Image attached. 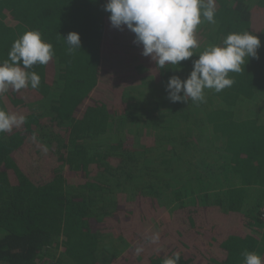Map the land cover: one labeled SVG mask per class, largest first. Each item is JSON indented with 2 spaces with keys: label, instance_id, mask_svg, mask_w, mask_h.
<instances>
[{
  "label": "trees",
  "instance_id": "1",
  "mask_svg": "<svg viewBox=\"0 0 264 264\" xmlns=\"http://www.w3.org/2000/svg\"><path fill=\"white\" fill-rule=\"evenodd\" d=\"M105 3L0 0V62L29 30L54 49L30 69L38 89L0 96V108L26 117L0 133V264H163L174 253L179 264H243L245 250L264 258V0H215L216 23L201 17L199 46L245 31L261 40L259 59L245 58L229 73L235 83L204 90L202 103L162 96L171 76L190 74L199 47L178 69H161L132 32L111 27ZM73 31L81 48L69 55L62 37ZM164 208L174 211L168 222ZM106 239L121 251L106 250Z\"/></svg>",
  "mask_w": 264,
  "mask_h": 264
},
{
  "label": "clouds",
  "instance_id": "2",
  "mask_svg": "<svg viewBox=\"0 0 264 264\" xmlns=\"http://www.w3.org/2000/svg\"><path fill=\"white\" fill-rule=\"evenodd\" d=\"M103 10L108 12L111 27L134 34L133 43L142 47L141 55L150 57L161 69L166 65L178 66L194 56L199 47L196 30L203 20L215 24V0H106ZM69 55L81 48L80 35L69 32L62 37ZM260 38L248 31L230 33L222 46H208L192 61V70L187 78L171 76L165 86L167 98L172 103L190 100L205 102V89L219 93L231 87L235 81L229 73H240L245 58L259 59ZM54 57L53 46L42 39L37 30H29L12 44L8 58L0 62V96L9 89L20 91L31 87L38 89L41 77L30 71L35 65H47ZM182 93V94H181ZM26 123V117L0 108V133H10ZM159 241V233L148 237ZM143 247L135 249L140 256ZM243 264H264V258L255 252H242ZM180 254L163 260V264H179Z\"/></svg>",
  "mask_w": 264,
  "mask_h": 264
},
{
  "label": "rangeland",
  "instance_id": "3",
  "mask_svg": "<svg viewBox=\"0 0 264 264\" xmlns=\"http://www.w3.org/2000/svg\"><path fill=\"white\" fill-rule=\"evenodd\" d=\"M204 27H206V30L204 31V34H207V33H209V31L211 30V28H210V26H204ZM213 32H210V34L209 35H211ZM204 34H203V37H204V41H205V36H204ZM204 43V44H203ZM202 43V45H200L199 46V50H198V56L208 47V46H210V45H214L215 43L214 42H212V41H210V40H206L205 42H203ZM218 46H222V44H218ZM198 58V57H197ZM188 77V74H181L180 75V78L181 79H185V78H187ZM167 84V83H166ZM166 84H164V86H166ZM205 90H208V89H205ZM162 93L163 94H165V95H162V96H166L167 97V92L165 91V90H163L162 91ZM204 94H205V96L206 97H208L209 95H208V93L207 92H204ZM213 96H211V98H212ZM142 98H146L145 96H142ZM127 131L129 132V133H140L139 135H141L143 132H145V131H148L146 128H143V127H140V128H138V127H136V126H131V127H129V129H127ZM128 132H126V133H128ZM122 133V132H121ZM123 135H125V133L123 134ZM138 138H140V137H136V139H137V141H138ZM140 140V143L142 142L141 141V139H139ZM139 142V141H138ZM189 162H192V159H189ZM185 165H186V163H185ZM184 170V166H183V169H182V171ZM195 171V170H194ZM181 172V171H180ZM207 189H209V188H207ZM207 189H201V191H205V190H207ZM167 202V201H166ZM174 203L169 199V203H166V206H167V208H169V207H172V205H173ZM173 212L174 211H172V213L169 211V209H166V208H164L163 209V211L161 212V218L163 219V220H165V221H169V219L171 218V216H172V214H173ZM113 241V243L115 244V245H117V246H115V245H113L112 246V244H111V242ZM106 239L105 241H104V243L102 244V245H104V247L106 248V250H109L110 251V253H113L114 251H116V252H120L121 250V248L123 247L122 246V244H119L118 242H116V240L114 241L113 239ZM113 248V249H112Z\"/></svg>",
  "mask_w": 264,
  "mask_h": 264
},
{
  "label": "built area",
  "instance_id": "4",
  "mask_svg": "<svg viewBox=\"0 0 264 264\" xmlns=\"http://www.w3.org/2000/svg\"><path fill=\"white\" fill-rule=\"evenodd\" d=\"M261 211L262 212H261L260 217H261L262 222L264 223V208Z\"/></svg>",
  "mask_w": 264,
  "mask_h": 264
}]
</instances>
